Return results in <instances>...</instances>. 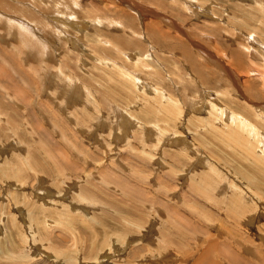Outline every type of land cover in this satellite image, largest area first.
Wrapping results in <instances>:
<instances>
[{"label":"rangeland","instance_id":"rangeland-1","mask_svg":"<svg viewBox=\"0 0 264 264\" xmlns=\"http://www.w3.org/2000/svg\"><path fill=\"white\" fill-rule=\"evenodd\" d=\"M0 264H264V0H0Z\"/></svg>","mask_w":264,"mask_h":264},{"label":"bare ground","instance_id":"bare-ground-1","mask_svg":"<svg viewBox=\"0 0 264 264\" xmlns=\"http://www.w3.org/2000/svg\"><path fill=\"white\" fill-rule=\"evenodd\" d=\"M74 24V23H73ZM79 24V23H78ZM249 38V37H248Z\"/></svg>","mask_w":264,"mask_h":264}]
</instances>
